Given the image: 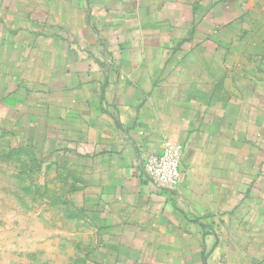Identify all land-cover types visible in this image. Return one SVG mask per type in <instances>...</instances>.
<instances>
[{
	"label": "crops",
	"instance_id": "0c3cea01",
	"mask_svg": "<svg viewBox=\"0 0 264 264\" xmlns=\"http://www.w3.org/2000/svg\"><path fill=\"white\" fill-rule=\"evenodd\" d=\"M0 139L44 264H264V0H0Z\"/></svg>",
	"mask_w": 264,
	"mask_h": 264
},
{
	"label": "rangeland",
	"instance_id": "374dc122",
	"mask_svg": "<svg viewBox=\"0 0 264 264\" xmlns=\"http://www.w3.org/2000/svg\"><path fill=\"white\" fill-rule=\"evenodd\" d=\"M5 143L0 139V264L49 263L47 204L33 201L30 164Z\"/></svg>",
	"mask_w": 264,
	"mask_h": 264
},
{
	"label": "built area",
	"instance_id": "2783aa9c",
	"mask_svg": "<svg viewBox=\"0 0 264 264\" xmlns=\"http://www.w3.org/2000/svg\"><path fill=\"white\" fill-rule=\"evenodd\" d=\"M181 160V146L167 143L160 155L148 158L145 165L146 175L156 187L173 189L182 179Z\"/></svg>",
	"mask_w": 264,
	"mask_h": 264
}]
</instances>
